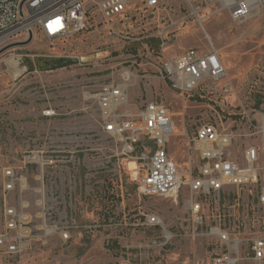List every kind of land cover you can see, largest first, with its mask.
I'll return each instance as SVG.
<instances>
[{
    "label": "rangeland",
    "instance_id": "obj_1",
    "mask_svg": "<svg viewBox=\"0 0 264 264\" xmlns=\"http://www.w3.org/2000/svg\"><path fill=\"white\" fill-rule=\"evenodd\" d=\"M165 1L167 9L154 13L134 1L136 6L109 20L92 6L87 27L73 37L51 40L39 32L24 44L28 37L20 34L0 48V229L5 167L19 170L28 154L43 156L52 145H60L70 165L76 161V175L82 179L74 194L78 227L65 230L64 221L49 231L40 218L43 209L36 206L42 196L37 190L40 171L35 165L23 170L27 189L13 191L7 199L29 205L35 240L17 256L0 250V264H122L127 259L130 264H212L209 239L192 236L183 224L188 219L183 203L140 192L143 161L136 163L104 131L95 95L102 86L123 81L130 69L135 76L128 81L126 107L137 112L150 100L163 101L176 124L185 122L189 132L214 110L237 113L241 104L250 109L258 98L264 99V9L235 20L227 0ZM162 28L166 50L160 41H152ZM212 45L227 68L218 88L183 99L158 77L167 57ZM45 57L77 62L40 70L37 60ZM27 59L34 70H28ZM226 85L231 92L225 91ZM48 110L55 114L47 115ZM185 142L174 137L168 146L170 157L183 166ZM148 214L159 215L163 226L144 224ZM244 217L250 226L264 225V214ZM85 224L92 227L79 226ZM166 232L170 240L165 243Z\"/></svg>",
    "mask_w": 264,
    "mask_h": 264
},
{
    "label": "built area",
    "instance_id": "obj_2",
    "mask_svg": "<svg viewBox=\"0 0 264 264\" xmlns=\"http://www.w3.org/2000/svg\"><path fill=\"white\" fill-rule=\"evenodd\" d=\"M134 1L151 13L167 9L165 0H0V48L20 34L29 38L30 33L34 37L40 32L51 40L73 37L87 27L92 6L109 20L136 6ZM227 2L235 20L247 19L264 9V0ZM155 36L152 38L166 50L164 29ZM226 75L221 53L212 45L205 51L191 48L167 57L158 77L186 99L199 90L218 88ZM134 76L130 69L125 71L123 81L102 86L95 97L104 131L117 138L124 153L132 155L136 163L143 161L146 175L139 177L140 192L182 202L188 215L183 224H188L192 236L209 239L212 264H263L264 225L250 226L244 216L264 214V100L260 105L253 103L250 109L241 104L237 113L214 110L189 132L185 122L176 124L163 101L150 100L137 112L126 107L130 98L128 81ZM224 87L231 92L228 85ZM46 114L55 112L48 110ZM174 137L186 141L184 166L169 155L168 146ZM61 147L52 145L43 156L33 151L24 157L19 170L12 165L5 167L0 250L6 255L22 254L35 240L29 205L7 199L11 192L27 189L23 170L30 165L40 171L44 202L41 205L37 201L36 206L43 209L40 218L45 228L52 231L64 221L65 230L69 225L78 227L74 194L82 186V179L79 181L76 175V161L70 165ZM144 224L163 226V221L159 215L148 214ZM168 234L165 243L170 240ZM122 264L130 263L127 259Z\"/></svg>",
    "mask_w": 264,
    "mask_h": 264
},
{
    "label": "trees",
    "instance_id": "obj_3",
    "mask_svg": "<svg viewBox=\"0 0 264 264\" xmlns=\"http://www.w3.org/2000/svg\"><path fill=\"white\" fill-rule=\"evenodd\" d=\"M152 41H159L157 38H152ZM25 65L28 66V70H34V64L32 63L31 59H27ZM77 60L65 58V57H45L39 58L37 60L38 69L40 70H54L64 67H69L72 64H75ZM264 99L258 98L256 101L257 105L263 102Z\"/></svg>",
    "mask_w": 264,
    "mask_h": 264
},
{
    "label": "bare ground",
    "instance_id": "obj_4",
    "mask_svg": "<svg viewBox=\"0 0 264 264\" xmlns=\"http://www.w3.org/2000/svg\"><path fill=\"white\" fill-rule=\"evenodd\" d=\"M141 175H142V176H145V175H146L145 170H144V171H141ZM37 190H38L39 192L42 193L41 199L39 200V203L42 205L43 202H44V189H43L42 186H39V187L37 188Z\"/></svg>",
    "mask_w": 264,
    "mask_h": 264
},
{
    "label": "water",
    "instance_id": "obj_5",
    "mask_svg": "<svg viewBox=\"0 0 264 264\" xmlns=\"http://www.w3.org/2000/svg\"><path fill=\"white\" fill-rule=\"evenodd\" d=\"M32 38H33L32 33H30L28 40L26 42H24V44L29 43L32 40ZM6 48H8V47H5V49ZM5 49H3V50H5Z\"/></svg>",
    "mask_w": 264,
    "mask_h": 264
}]
</instances>
